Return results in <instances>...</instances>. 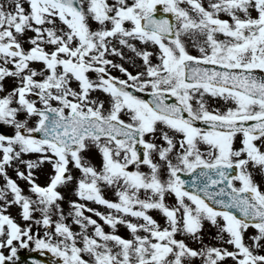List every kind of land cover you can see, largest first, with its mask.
<instances>
[{
  "label": "snow or ice",
  "instance_id": "obj_1",
  "mask_svg": "<svg viewBox=\"0 0 264 264\" xmlns=\"http://www.w3.org/2000/svg\"><path fill=\"white\" fill-rule=\"evenodd\" d=\"M258 70L264 0L0 2V264H264Z\"/></svg>",
  "mask_w": 264,
  "mask_h": 264
},
{
  "label": "rangeland",
  "instance_id": "obj_2",
  "mask_svg": "<svg viewBox=\"0 0 264 264\" xmlns=\"http://www.w3.org/2000/svg\"><path fill=\"white\" fill-rule=\"evenodd\" d=\"M0 2H3V0H0ZM109 2H111V0H109ZM25 46H26V47L28 46L26 41H25ZM190 51H192L193 53H195L196 49H195V48H190ZM36 66L39 67V65H36ZM126 66H127V65H126ZM130 70H131V69H130ZM114 74H116V73H114ZM90 75H94V74L90 73ZM12 85H13V81H11V80H7V81H6V87H8V86H12ZM101 98H103V96H102ZM215 106H223V102L220 101L219 99H217V100L215 101ZM11 131H12V129H11L9 126H6V125L3 126V132H6V133H7V132H11ZM45 167H47V166L45 165ZM37 175L39 176L38 182L41 183V184H43V183L45 182V179H46L45 175L41 174L40 172H38ZM255 179H256L257 181H259V180L261 179L260 175H256V176H255ZM2 183H3V181L0 180V184H2ZM18 183H20L22 187L25 185V181H22V180H18ZM25 191H27L26 188H25ZM61 191H63V192L66 194V199H67V198H75L74 195H73V192H72V188H71V186H69V187H67V188H61ZM104 194H105V196H106L107 198H115V196H114V190H112L111 188H106V189L104 190ZM168 199H169V202H172L171 197H169ZM90 206L97 207V208H98L99 210H101V211H106V209H105L104 206H100V205H96V204H90ZM65 207H67L66 203H65ZM18 211H19V209H18V207H16V206H13V207H11V208L9 209L10 214H12V215H13L14 217H16L18 220H20L19 216L17 215ZM86 214H88V213H86ZM150 214L153 215V217H154L155 219H157L158 223H163V216H162L161 213H159V212L156 211V210H150ZM36 215H39V214L36 213ZM94 218H96V217H94ZM96 219L99 220V218H96ZM20 222L23 223V221H20ZM99 222H101V223L103 224L102 221H99ZM72 227H73L74 230H76V229L78 228V226H76L75 224H73ZM104 227H105V230H109V228H108L107 225H104ZM124 227H125V226H124ZM125 229H126V227H125ZM205 229H206V231H205V242H210V243H214V244L217 243V241H215V240L213 239V237L215 236V231H216L215 228H214L213 226H211V225H209V224L206 223V225H205ZM116 231H117L119 234L121 233V231L119 230V226H117ZM254 233H255V229H253L252 227H250V228L245 232V242H246V243L251 244L250 237H251ZM38 235H39V234H38ZM40 235H42V234H40ZM120 235H122V234H120ZM122 236H125V235H122ZM128 236H129V232L127 233V236H125V237H128ZM178 238H180V237H178ZM186 242L189 243L190 246H193V247H199V246H200L199 243H197V242H195V241H192L190 238L187 239ZM13 243H14V245L17 246V254H16V257L13 258V260L8 261V262H16V261L19 259V256H23V257H24V256L27 255V253L30 252V250H32L33 248H35V246L33 245V241H30V242L28 243V245H27V246H28V250H27V252H23L22 247L20 246V242H18V241H14ZM225 246H228V245H225ZM228 247H230V246H228ZM0 251H3V252L7 255L9 249H8L7 247H4V248H0ZM257 251L264 252V247H262L261 249H257ZM34 258H35V257H33V259H34ZM49 260H50V259H49ZM54 260H55V262L57 261L56 258H54V259H52V260H50V261L54 262ZM24 264H29V262L26 261Z\"/></svg>",
  "mask_w": 264,
  "mask_h": 264
},
{
  "label": "water",
  "instance_id": "obj_3",
  "mask_svg": "<svg viewBox=\"0 0 264 264\" xmlns=\"http://www.w3.org/2000/svg\"><path fill=\"white\" fill-rule=\"evenodd\" d=\"M257 74H258V75H264V72H260V71L258 70V71H257ZM137 94H140V95L144 96L145 98H147V95H148L147 93H137ZM171 99H172V98H170V101H171ZM185 178H186V179L189 178L187 174H186ZM37 252H38V253H40V252H41V253H44L43 251H37Z\"/></svg>",
  "mask_w": 264,
  "mask_h": 264
}]
</instances>
